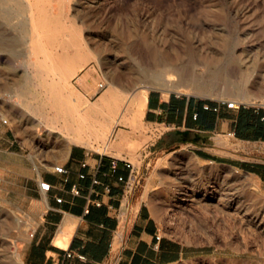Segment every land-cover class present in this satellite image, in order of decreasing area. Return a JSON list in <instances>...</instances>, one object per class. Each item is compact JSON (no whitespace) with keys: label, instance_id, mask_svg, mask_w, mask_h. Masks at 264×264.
Listing matches in <instances>:
<instances>
[{"label":"rangeland","instance_id":"1","mask_svg":"<svg viewBox=\"0 0 264 264\" xmlns=\"http://www.w3.org/2000/svg\"><path fill=\"white\" fill-rule=\"evenodd\" d=\"M61 10L71 23L45 30L32 26L22 30L16 25L18 18L7 23L0 14V118L21 136L67 138L65 119L78 118L110 84L119 89L122 99L134 91L146 95L161 90L264 104V0H65ZM71 34L79 39L76 48L83 45L94 59L67 84L61 72L70 58L59 55L65 47L47 37L62 40ZM221 38L228 40L227 47L201 46V41ZM191 46L204 56L224 53L247 58L248 98L228 91L222 96V86L213 96L209 90L177 87V77L139 80L150 51L183 56ZM88 72L90 87L82 91L80 78ZM195 72L202 77L206 69L199 65ZM100 84L106 88L102 90ZM55 99L61 104L56 105ZM133 127L125 130L131 135L147 131L142 123ZM121 128L117 126L114 136ZM93 145V151H110H104L102 141ZM146 172L136 194L143 195L163 235L196 252L192 259L174 264H264V190L250 175L201 165L183 150L155 155ZM22 221L0 196V264H20L15 245L28 227Z\"/></svg>","mask_w":264,"mask_h":264},{"label":"crops","instance_id":"2","mask_svg":"<svg viewBox=\"0 0 264 264\" xmlns=\"http://www.w3.org/2000/svg\"><path fill=\"white\" fill-rule=\"evenodd\" d=\"M88 80L80 81L82 91ZM221 100L151 90L139 120L147 132L131 135L125 128L133 124L120 125L103 146L109 153L68 136L26 138L0 118L1 200L28 226L15 245L20 264H174L195 257L190 247L163 235L136 191L155 155L180 150L201 165L250 175L264 190V104L229 109ZM136 174L141 180L131 191L128 182ZM43 182L49 191L41 189Z\"/></svg>","mask_w":264,"mask_h":264},{"label":"bare ground","instance_id":"3","mask_svg":"<svg viewBox=\"0 0 264 264\" xmlns=\"http://www.w3.org/2000/svg\"><path fill=\"white\" fill-rule=\"evenodd\" d=\"M64 1H57L59 13L56 14L54 11L55 0H0V14L7 23H12L13 18H18L16 25L22 30L27 26H32L34 30H45L55 24L71 23L63 17L61 5ZM112 32L117 37L118 31L113 30ZM116 37H113L115 41L117 40ZM47 39L51 42L59 41L66 49L63 54L59 55L70 58L68 59V64L61 72L62 79L67 84H71L70 80L75 78L94 59L91 52L83 45H80V49L76 48L79 45V39L76 35L71 34L68 37L64 35L62 40L51 36L47 37ZM212 44H215L216 48L217 46L225 48L228 46V40L221 38L216 41H201L203 48ZM1 47L3 45L0 39ZM73 48L77 50L70 53V49ZM199 65L204 66L206 69V74L202 77L197 76L195 72V68ZM247 68H249L247 58L244 59L243 56L237 54L227 56L224 53L204 56L201 51L194 50L191 46L186 49L183 56L178 53L172 56L150 51L147 64L139 70V80L142 82L151 78L154 81H162L166 78L171 80L177 77L178 80L175 85L177 87L185 86L196 87L201 90L205 89L211 91L210 95L213 96L216 95L214 93L217 87L222 86V96H227L226 92L228 91L237 98L246 99L249 94L250 79ZM88 79H91V73L89 72L83 75L80 81ZM128 97L122 99L119 89L110 84L102 96L78 118L77 116L71 120L66 118L63 129L67 131L68 137L72 142L93 147L92 142L99 143L102 141L105 148H107L117 126L131 123L136 127L140 124L139 120L146 95L144 93H135L134 91ZM131 100L132 104L130 105ZM60 102L55 99L54 103L60 105ZM136 106L137 110H135Z\"/></svg>","mask_w":264,"mask_h":264},{"label":"built area","instance_id":"4","mask_svg":"<svg viewBox=\"0 0 264 264\" xmlns=\"http://www.w3.org/2000/svg\"><path fill=\"white\" fill-rule=\"evenodd\" d=\"M100 88L102 90H104L106 88V86L104 84H100ZM220 103H221V105H225L229 109H237L238 107H240L242 105V103H238L237 101L226 100V99H222L220 101ZM206 109H208V107H206ZM127 167L130 168L131 170L133 169V166L130 163L127 164ZM113 168L114 169L117 168L115 163L113 164ZM55 170L57 172L61 173V174H66L67 173V171L64 168H62V167H56ZM81 178H84V175H81ZM140 180L141 179L136 174L135 177L133 178L132 182H128V189L132 191L134 189V187H135V184L139 183ZM94 182L98 183L97 181H94ZM40 186H41V189L44 190V191H49L50 188H51V185L49 183H45V182L41 183ZM73 193L75 195H80V191L77 188L73 189ZM57 201L61 202L62 199H57ZM85 213L86 214L89 213V207L88 206L85 209ZM160 238H161L160 236L157 237L158 240H160ZM68 256H71V255L69 254Z\"/></svg>","mask_w":264,"mask_h":264}]
</instances>
